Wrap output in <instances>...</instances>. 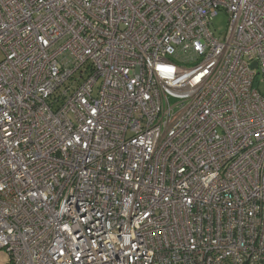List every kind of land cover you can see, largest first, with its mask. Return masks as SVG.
I'll return each instance as SVG.
<instances>
[{
    "label": "built area",
    "instance_id": "obj_1",
    "mask_svg": "<svg viewBox=\"0 0 264 264\" xmlns=\"http://www.w3.org/2000/svg\"><path fill=\"white\" fill-rule=\"evenodd\" d=\"M0 53L7 264H264V0H0Z\"/></svg>",
    "mask_w": 264,
    "mask_h": 264
},
{
    "label": "rangeland",
    "instance_id": "obj_2",
    "mask_svg": "<svg viewBox=\"0 0 264 264\" xmlns=\"http://www.w3.org/2000/svg\"><path fill=\"white\" fill-rule=\"evenodd\" d=\"M227 24H228L227 15L224 12H219L215 17L212 18L210 27L216 35L224 34L227 29ZM0 58H1V53H0ZM255 87L261 93H264V82L261 76L258 77L255 83ZM8 261H9L8 254L5 252V250L1 249L0 250V264H7Z\"/></svg>",
    "mask_w": 264,
    "mask_h": 264
},
{
    "label": "water",
    "instance_id": "obj_3",
    "mask_svg": "<svg viewBox=\"0 0 264 264\" xmlns=\"http://www.w3.org/2000/svg\"><path fill=\"white\" fill-rule=\"evenodd\" d=\"M251 67H252V68H255V67H256V63H253V64L251 65Z\"/></svg>",
    "mask_w": 264,
    "mask_h": 264
}]
</instances>
